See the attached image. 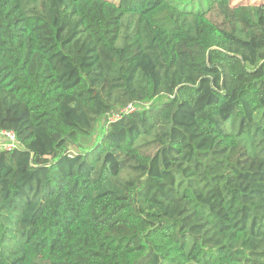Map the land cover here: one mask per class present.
Returning a JSON list of instances; mask_svg holds the SVG:
<instances>
[{"label":"trees","instance_id":"16d2710c","mask_svg":"<svg viewBox=\"0 0 264 264\" xmlns=\"http://www.w3.org/2000/svg\"><path fill=\"white\" fill-rule=\"evenodd\" d=\"M196 1L0 0V264H264V0Z\"/></svg>","mask_w":264,"mask_h":264},{"label":"built area","instance_id":"2783aa9c","mask_svg":"<svg viewBox=\"0 0 264 264\" xmlns=\"http://www.w3.org/2000/svg\"><path fill=\"white\" fill-rule=\"evenodd\" d=\"M135 111V108L133 105H129L125 107L121 112L109 115L106 120L108 124L115 123L119 121L122 116L125 114H130ZM0 136H4L7 140L4 141V144L0 146V148H3L6 151H14L17 150L20 146L18 141L16 140L15 134L13 132L8 131H1Z\"/></svg>","mask_w":264,"mask_h":264},{"label":"rangeland","instance_id":"374dc122","mask_svg":"<svg viewBox=\"0 0 264 264\" xmlns=\"http://www.w3.org/2000/svg\"><path fill=\"white\" fill-rule=\"evenodd\" d=\"M186 1L187 3H191L192 0H184ZM261 0H233V5H237V4H256V3H259ZM194 2H196L198 5L199 2L194 0ZM107 124V120H102L99 122L98 124V128H97V131H96V134L94 136V138L92 139V141L90 142V146H92L94 143H96L97 139H98V136H99V132H100V128L103 124ZM7 140L4 136H0V146L4 144V141Z\"/></svg>","mask_w":264,"mask_h":264}]
</instances>
